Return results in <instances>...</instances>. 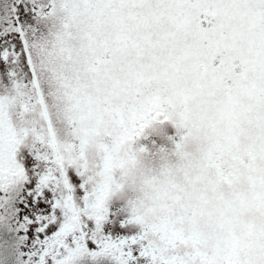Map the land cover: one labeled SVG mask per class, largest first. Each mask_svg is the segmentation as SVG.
I'll list each match as a JSON object with an SVG mask.
<instances>
[{"label": "snow or ice", "instance_id": "obj_1", "mask_svg": "<svg viewBox=\"0 0 264 264\" xmlns=\"http://www.w3.org/2000/svg\"><path fill=\"white\" fill-rule=\"evenodd\" d=\"M0 264H264V0H0Z\"/></svg>", "mask_w": 264, "mask_h": 264}]
</instances>
